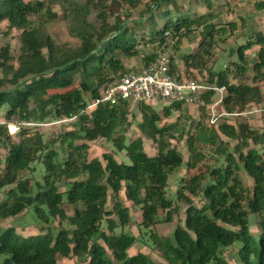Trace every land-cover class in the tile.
<instances>
[{
  "label": "trees",
  "instance_id": "16d2710c",
  "mask_svg": "<svg viewBox=\"0 0 264 264\" xmlns=\"http://www.w3.org/2000/svg\"><path fill=\"white\" fill-rule=\"evenodd\" d=\"M142 1L0 0L6 33L20 31L18 55L9 43L0 47V220L33 206L39 219L59 224L56 234L49 229L14 236L11 226L0 231V264H57L59 256H74L86 260L85 264H264V129L224 117L231 114L221 116L216 128L198 122L197 132L187 138L185 160L165 141L173 126H158L161 116L152 103H138L139 128L157 143L156 154L145 150L141 136L128 139L126 135L130 102L117 98L87 108L100 97L110 72L127 69L122 57L138 54L136 26L147 28L150 42L161 49L169 47L172 39L178 43L200 29L198 50L182 57L187 72L205 68L213 47L221 45L228 31L238 29L236 21L216 22L219 14L213 11L212 0H202L208 12L194 14L179 8L176 0H154L139 14L135 27L129 26L125 15ZM170 2L178 8L176 14L161 9ZM52 5L62 9L77 45L58 42L51 35L48 24L59 17ZM255 7L264 9V0H257ZM93 10L98 25L89 18ZM252 48L257 50L250 61L247 51ZM235 50L238 60L217 71L210 69L206 78L227 88L221 109L229 113L264 103V30H254ZM157 52L147 54L145 63ZM249 66L250 82L245 81ZM176 69L171 55V72ZM215 97L216 92L205 94L200 111L208 113ZM182 105H165L164 115L169 117L172 108ZM72 116H76L69 120L74 128L62 134L58 143L30 127V123L40 126ZM15 120L19 123L16 138L8 129ZM100 138L109 141L113 150L89 158L88 142ZM230 140L236 143L231 145ZM200 141L213 147L210 158L199 149ZM119 150L126 151L130 163L116 158ZM205 160V171L181 178L176 192L185 205L184 224L176 225L170 235H161L155 229L161 221L159 213L171 222L177 212L166 193L170 175L183 165L195 168ZM37 170L40 179L33 183ZM243 171L252 180L249 187ZM122 190L140 207L139 224L148 229V239L161 251L162 260L143 251L129 253L137 236L129 229L133 218L119 198ZM253 216L256 232L251 230Z\"/></svg>",
  "mask_w": 264,
  "mask_h": 264
},
{
  "label": "rangeland",
  "instance_id": "374dc122",
  "mask_svg": "<svg viewBox=\"0 0 264 264\" xmlns=\"http://www.w3.org/2000/svg\"><path fill=\"white\" fill-rule=\"evenodd\" d=\"M178 7L182 9H188L192 14L194 13H202L208 12L209 8L202 0H176ZM257 0H212L213 11L218 12L219 16L216 19V22L226 23L227 21H236L238 23V29L234 33L227 32V35L224 37L223 42H221L220 46H214L212 49V56L207 58V65L203 69H190V71H186V66L182 61V57L187 56L193 52L198 50V45L201 40L200 29H197L191 35H188L181 39L180 42L177 43L176 39L174 42H170L168 47L169 53L173 56V62L176 66V72H179L183 76L195 77L198 79L206 80L208 78L209 70L213 71L220 70L222 68H226V66L231 62L230 60H238V54L235 48L239 43H244L250 34L253 33L254 30H264V9L259 10L255 7V2ZM154 0H143L139 6L134 9L129 10L128 14L125 15L126 24L129 26L135 27L136 20L139 17V14L143 11H146L149 4H152ZM175 4L170 2L167 5H162L161 9L165 10L168 8L172 13L176 14L178 8L174 7ZM52 9L59 13V17L54 21L48 24V30L51 35L58 42H68L72 45H77L79 40L70 34L69 24L67 20L64 18L63 11L59 5H52ZM90 20L98 25L99 21L97 19V13L95 10L92 11L89 16ZM110 20H113L111 18ZM245 22V25L241 24V22ZM8 30L7 22L0 21V47L9 43L12 47V51L15 55L20 53V31L12 30L9 33H6ZM142 30L145 33L144 38L141 36ZM136 36H137V49L138 54L133 57H122L127 69L125 71H137L145 64V56L147 54H151L153 52H157L161 49L157 43H151L149 40V34L147 32V28H139L136 26ZM225 48V49H223ZM232 50L234 54L232 55ZM256 48H252L247 51L248 56L250 58H255L256 56ZM251 65V63H250ZM121 72V71H119ZM118 72V73H119ZM117 75L115 72H110L109 77L112 78L114 75ZM253 76V72L251 66H249V70L245 75V81L250 82ZM264 86V80L262 81ZM53 91V90H51ZM63 91V90H60ZM203 102L196 104H184L181 109L172 108L171 115L166 117L164 115V107L167 104H153V109L158 112L161 116V120L158 122V126H169L172 125L173 129L167 131L165 133V141L169 142L170 147L174 149L175 154L182 155L185 160H187L189 156V150L187 147V138L191 134H195L196 127L198 122L203 124L204 127H212L216 128L217 125L210 124V115L209 113H203L200 111L199 106L202 105ZM169 105V104H168ZM131 113H130V121L131 125L126 129V135L128 139H134L138 136H141L144 140L145 150L149 154H156L158 151V145L154 142L148 135L143 133L139 128V123L142 121V114L138 107V104L129 105ZM208 109V108H207ZM249 109V108H248ZM5 108L1 109V119L3 118V114L5 112ZM208 111V110H207ZM228 117L231 121L237 120H245L252 127L263 130L264 129V113L255 112L252 114L241 115L239 117L236 116H224ZM222 119V118H221ZM55 120H48L46 124H42L40 126H31L33 130H39L44 139L52 140L55 139L60 140V136L74 128L73 123L65 122V123H54ZM8 129L10 134H12L15 138L16 134L19 131V123L15 120L8 123ZM84 140H76V142H82ZM231 145H234L236 141L230 140ZM88 157H101L104 152L112 151V144L103 139H97L91 142H88ZM198 147L200 150L207 152L208 158L213 152V147L211 145L206 144L203 141L198 142ZM6 154V151L2 152V156ZM115 156L119 161H123L125 163H130L131 159L127 155L125 150L116 151ZM42 166V163H41ZM207 160L198 164L195 168H188L186 165H183L181 168L177 169L175 173L171 174L168 180V185L166 187V193L169 198L174 201V205L177 206V212L173 215V221L166 222L164 221L165 215L163 212L159 213V218L161 221L156 224L155 229L161 235H170L172 234L174 228L178 224H184V216H185V205L183 202L178 201L177 197V189L181 185V178H188L195 174L205 171L207 168ZM41 170H37L33 173V183L40 179ZM243 180L245 184L249 187L252 184V180L248 176V174L243 171L242 173ZM119 198L121 201L130 208L132 214V224L129 229L137 236V242L133 245V247L129 248V253L133 254L137 251H143L148 253L152 258L156 260H162L161 251L152 246L150 240L148 239V229L139 224L141 220V211L138 205H135L132 201L126 198L124 190H122L119 194ZM3 199V194L0 192V200ZM196 204H200L197 198L194 199ZM112 205L111 201L108 203V208ZM252 232L257 231L256 221L257 217H252ZM67 223L65 222L64 225ZM13 227L14 236H29L42 234L47 232L49 229L53 231L54 234L58 232L59 224L58 221L55 220L53 222L50 220L49 222L43 221L36 216L33 206H29L23 212L10 216L5 219L0 220V231L7 227ZM145 240V241H144ZM148 243L149 245H147ZM85 261L78 260L76 257H63L59 256L57 264H85Z\"/></svg>",
  "mask_w": 264,
  "mask_h": 264
},
{
  "label": "built area",
  "instance_id": "2783aa9c",
  "mask_svg": "<svg viewBox=\"0 0 264 264\" xmlns=\"http://www.w3.org/2000/svg\"><path fill=\"white\" fill-rule=\"evenodd\" d=\"M174 42V39L171 40ZM209 92H216V97L208 105L210 124L218 122L221 116H234L261 112L264 103L254 105L241 112H226L221 109L227 88L207 80L187 77L179 72H171V54L167 48L160 49L155 57L145 63L137 71H123L114 77L102 88L100 97L92 100L87 108L95 107L100 102H115L117 98L127 100L132 104L141 102L152 104H171L183 102L196 104L203 102V96ZM76 116L53 121L54 123L68 122ZM36 125V123H30ZM46 124V123H44Z\"/></svg>",
  "mask_w": 264,
  "mask_h": 264
}]
</instances>
